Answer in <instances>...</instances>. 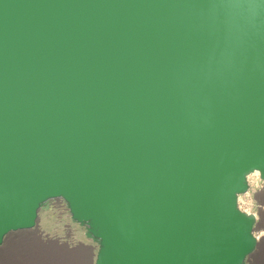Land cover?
Instances as JSON below:
<instances>
[{
	"label": "water",
	"instance_id": "95a60500",
	"mask_svg": "<svg viewBox=\"0 0 264 264\" xmlns=\"http://www.w3.org/2000/svg\"><path fill=\"white\" fill-rule=\"evenodd\" d=\"M255 172L264 0H0V247L61 204L93 264H247Z\"/></svg>",
	"mask_w": 264,
	"mask_h": 264
},
{
	"label": "rangeland",
	"instance_id": "374dc122",
	"mask_svg": "<svg viewBox=\"0 0 264 264\" xmlns=\"http://www.w3.org/2000/svg\"><path fill=\"white\" fill-rule=\"evenodd\" d=\"M249 182L250 192L240 197V206L243 210L255 212L258 210L259 205L263 208L261 224L255 230V234L259 238V241H261V244H264V181L258 175L250 176ZM256 193L258 194L257 199L254 197ZM40 217L42 229L52 238L61 237L71 247L76 246L79 242H84L93 246L94 252L97 251V244L86 238L84 228L71 220L66 209H54V212L42 210ZM42 239L46 243H49L45 236ZM36 246L37 242L33 238L31 240L25 238L17 239L0 251V264H47L45 258L38 253ZM259 258L260 262L258 263L257 261L256 263L255 258L254 263L264 264V251L259 255ZM74 260L73 258L66 259V264H70ZM81 263L86 264L87 258Z\"/></svg>",
	"mask_w": 264,
	"mask_h": 264
},
{
	"label": "bare ground",
	"instance_id": "6f19581e",
	"mask_svg": "<svg viewBox=\"0 0 264 264\" xmlns=\"http://www.w3.org/2000/svg\"><path fill=\"white\" fill-rule=\"evenodd\" d=\"M258 175H259L258 172H255L251 176H258ZM262 216H263V212H262ZM260 224L261 221L259 222L258 227L260 226ZM24 238L29 240L33 238L34 241L37 242L36 249L38 253H40L45 258L47 264H66V259L69 258L75 259L70 264H82L81 262H84L86 258H87L86 264H93L94 254L91 247L80 246L76 248H70V246H68L65 243L61 244L57 241H51V240H48L49 243H46L45 240H43L40 237L39 233L33 230L10 235L6 239L5 243L0 247V251L3 250L8 244L12 243L13 241ZM263 251H264V244L263 243L261 244V241H259L258 238V246L256 250L253 252V254L250 256L248 263L253 264L255 258H256L255 260L256 263L257 261L259 263L260 262L259 255Z\"/></svg>",
	"mask_w": 264,
	"mask_h": 264
},
{
	"label": "flooded vegetation",
	"instance_id": "af4514ba",
	"mask_svg": "<svg viewBox=\"0 0 264 264\" xmlns=\"http://www.w3.org/2000/svg\"><path fill=\"white\" fill-rule=\"evenodd\" d=\"M59 208H64L65 209V207L63 206V205H61V204H56L52 209H49V210H47L48 212H54V209H59Z\"/></svg>",
	"mask_w": 264,
	"mask_h": 264
}]
</instances>
